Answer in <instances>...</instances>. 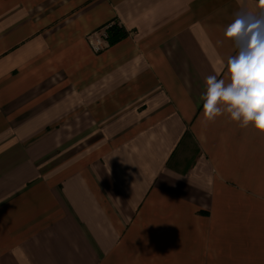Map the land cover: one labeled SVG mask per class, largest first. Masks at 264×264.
I'll list each match as a JSON object with an SVG mask.
<instances>
[{
    "label": "crops",
    "instance_id": "obj_1",
    "mask_svg": "<svg viewBox=\"0 0 264 264\" xmlns=\"http://www.w3.org/2000/svg\"><path fill=\"white\" fill-rule=\"evenodd\" d=\"M242 4L0 0V264H264V133L201 100Z\"/></svg>",
    "mask_w": 264,
    "mask_h": 264
},
{
    "label": "clouds",
    "instance_id": "obj_2",
    "mask_svg": "<svg viewBox=\"0 0 264 264\" xmlns=\"http://www.w3.org/2000/svg\"><path fill=\"white\" fill-rule=\"evenodd\" d=\"M224 36L236 53L227 58V81L215 75L205 79L204 117L213 121L227 113L239 127L264 133V0H258L255 11L242 4Z\"/></svg>",
    "mask_w": 264,
    "mask_h": 264
},
{
    "label": "rangeland",
    "instance_id": "obj_3",
    "mask_svg": "<svg viewBox=\"0 0 264 264\" xmlns=\"http://www.w3.org/2000/svg\"><path fill=\"white\" fill-rule=\"evenodd\" d=\"M113 25H115V24H110V25H108V26H106L105 27V30H106V33H107V37H106V39L105 40H107L106 42H109V40H110V32H109V30H110V28L113 26ZM102 32V31H101ZM101 32H99V33H97L94 37H92L91 38V40H90V42H93L94 41V39L96 38V37H98V36H100L99 34H101ZM89 42V47H90V49H91V51L92 52H94V54L95 55H97L99 52H101L100 50L99 51H95L93 48H92V45H91V43ZM104 43V46H103V48H105V42L103 41L102 42V44ZM67 46H69V45H67ZM75 56H71V55H65V59L67 60V61H69V60H71L72 58H74ZM65 66H67L68 65V67H70L71 66V63H65L64 64ZM84 70H79L78 72H79V75L83 72ZM65 74V78H70V79H77V77H76V75H77V70L76 71H69L68 70V72H65L64 73ZM80 78V77H79Z\"/></svg>",
    "mask_w": 264,
    "mask_h": 264
},
{
    "label": "trees",
    "instance_id": "obj_4",
    "mask_svg": "<svg viewBox=\"0 0 264 264\" xmlns=\"http://www.w3.org/2000/svg\"><path fill=\"white\" fill-rule=\"evenodd\" d=\"M109 32H110L109 43L111 44L126 36V32L122 29V27H119L116 24L110 28Z\"/></svg>",
    "mask_w": 264,
    "mask_h": 264
},
{
    "label": "built area",
    "instance_id": "obj_5",
    "mask_svg": "<svg viewBox=\"0 0 264 264\" xmlns=\"http://www.w3.org/2000/svg\"><path fill=\"white\" fill-rule=\"evenodd\" d=\"M100 36L96 37L93 42H91L92 48L95 51H99L100 49L103 48L102 42L106 39L107 33L106 30L102 31Z\"/></svg>",
    "mask_w": 264,
    "mask_h": 264
}]
</instances>
